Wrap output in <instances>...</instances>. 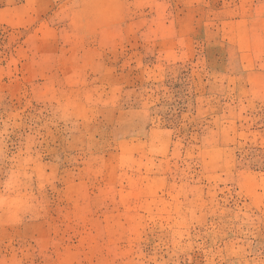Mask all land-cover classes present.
Masks as SVG:
<instances>
[{
	"label": "rangeland",
	"instance_id": "rangeland-1",
	"mask_svg": "<svg viewBox=\"0 0 264 264\" xmlns=\"http://www.w3.org/2000/svg\"><path fill=\"white\" fill-rule=\"evenodd\" d=\"M0 264H264V0H0Z\"/></svg>",
	"mask_w": 264,
	"mask_h": 264
}]
</instances>
